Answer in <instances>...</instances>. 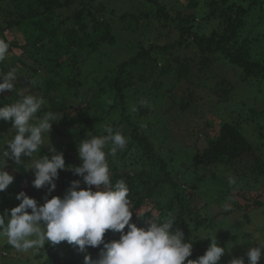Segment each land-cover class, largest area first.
<instances>
[{
    "label": "trees",
    "instance_id": "1",
    "mask_svg": "<svg viewBox=\"0 0 264 264\" xmlns=\"http://www.w3.org/2000/svg\"><path fill=\"white\" fill-rule=\"evenodd\" d=\"M106 1L111 0H0V40L9 44L7 57L0 62V73L15 69L18 76L15 92L0 93V106L18 99L15 93L19 89L43 97L46 104L38 116L47 111L62 116L53 122L52 129L61 141V148L56 151L63 153L69 167L81 163L78 157L81 141L107 135L101 124L106 122L114 131H121L128 138L127 146L115 157L109 156L108 162L112 182L123 180L130 190L129 199L135 204L130 222L147 227L153 215L160 221L175 217L185 242L191 239L193 243L192 255L187 259H197L211 243L204 237L214 236L213 219L207 210L191 208L192 201L206 189L204 181L216 189L222 181L216 171L224 169L245 180L241 190L244 199L253 185L260 184L264 189V159L236 124L245 106L242 95L249 96L251 90L264 83V61L258 56L261 52L264 56V34L253 37L246 32L249 23L257 26L262 22L264 26V0H192L188 10L161 0H122L127 9L119 14L107 10L110 4L106 5ZM113 31L128 37L126 59L110 70L98 69L97 73L95 66L100 59L97 53L101 45L114 46L117 37ZM161 38L165 41L163 45L158 43ZM145 40L151 42L145 45ZM180 48L190 49L194 58L170 60L168 55ZM88 59L94 67L84 74L82 67ZM161 59L163 68L158 67ZM230 76L234 84L229 81ZM169 77L173 79L169 93L158 92L155 86H162ZM26 79L29 83L24 87ZM74 89L83 105L74 106V102L61 96V103H56V92ZM234 94L238 95L239 103ZM211 95L218 99L215 106L209 100ZM110 100L120 109L119 116L113 108L98 111V106L105 107ZM153 104L159 111L153 110ZM254 108L250 107L248 112L259 118L263 112ZM153 112H160L161 119L158 115L155 118L156 135L152 137L153 120L143 123L142 116ZM209 112L222 115L219 120L227 117L220 120L221 126L211 138L206 137V124L201 125ZM175 113L181 115V120L172 118ZM177 121L181 122L180 127ZM174 129L182 137H173ZM14 135L12 122L0 120L1 150ZM202 136L206 138L205 148L196 143ZM65 139H70V143L64 144ZM172 142H176L177 151L169 148ZM109 147L106 146V152ZM47 151L42 148L36 156L50 155ZM5 170L14 176V181L0 192V213L9 210L10 214L18 206L16 195L23 190L26 193V184L32 190L29 197L42 201L46 196L62 198L73 180H80L81 188L87 187L82 177L70 170H59L56 188L49 195L48 186L33 187L32 170L14 162L10 167L6 162ZM92 188L97 190L95 186ZM206 195L209 196L206 199L211 197L221 207L228 201L224 193L217 198L211 192ZM252 202L244 209L264 208V199ZM139 209L145 213L143 216L136 215ZM228 213L222 214V219ZM244 217L250 220V216ZM263 230L264 226L260 234ZM105 236L106 241H111L118 240L120 234L109 231ZM240 236L233 233L219 245L225 248V243L237 242ZM102 247H89L87 253L98 259ZM1 250L4 252L0 264H84L85 253L67 242L53 249L24 253L14 249L6 239H0ZM260 262L264 264V255ZM218 264H227L225 254Z\"/></svg>",
    "mask_w": 264,
    "mask_h": 264
},
{
    "label": "clouds",
    "instance_id": "2",
    "mask_svg": "<svg viewBox=\"0 0 264 264\" xmlns=\"http://www.w3.org/2000/svg\"><path fill=\"white\" fill-rule=\"evenodd\" d=\"M8 50L9 44L0 40V62L6 59ZM17 80L15 69L0 73V93L15 92ZM16 95L19 98L15 102L0 106V120L11 121L15 130L7 147L0 150V192L14 181V176L5 170L8 159L23 165L25 170H32L33 187L48 186L49 195L56 188L59 170H70L82 177L87 187L81 188V181L73 180L62 198L46 196L43 204L19 192L16 195L20 201L18 206L12 208L10 214L9 210L0 213V239H6L14 249L24 253L44 248L49 242L52 245L67 242L85 253L84 264H218L227 250L219 245L215 235L204 237L211 243L202 256L187 259L192 255L193 243L191 239L185 242L184 233L176 227L175 217L160 221L152 214L153 220L147 227L130 222L135 205L129 199L130 190L123 180L112 182L108 162L109 156L115 157L127 146L128 138L121 131L107 127V135L81 141L78 146L80 165L66 166L63 153L51 145L49 136L53 122L62 116L52 111L38 116L46 104L43 97L25 92H16ZM45 146L50 155L37 157ZM144 214L140 209L136 212L137 216ZM109 230L119 233V239L106 241L105 234ZM101 245L99 258L93 259L87 249ZM262 255L264 244L250 247L246 253L247 264H259ZM231 264H245V259L234 258Z\"/></svg>",
    "mask_w": 264,
    "mask_h": 264
},
{
    "label": "rangeland",
    "instance_id": "3",
    "mask_svg": "<svg viewBox=\"0 0 264 264\" xmlns=\"http://www.w3.org/2000/svg\"><path fill=\"white\" fill-rule=\"evenodd\" d=\"M163 2H166L167 4H174L176 5V8H180L183 6L184 9H189L188 7V3L192 2V0H161ZM108 2L106 5L110 4V9L107 10H113L116 14L120 13V10H126L127 7L122 5L123 1L122 0H111V1H106ZM121 11V12H122ZM262 22H260L257 26L254 25V23H249L250 25L248 26L247 31L248 35H251L253 37H258L260 34H264V26L263 24H261ZM117 31V29L115 30ZM115 31H113V34H115V36L117 37L116 42L114 44V46H110V45H101V49L100 52L97 53L98 57H100V59H98L97 61V66H95V71L98 73L99 70H110L112 69L115 65H117L121 60L126 59L125 58V51H126V46L128 44V37H126L124 34L120 33H116ZM154 36V35H153ZM175 37V36H172ZM172 37H171V41H172ZM264 41V40H263ZM150 40H145L144 44L147 45L148 43H150ZM158 43H160L161 45L165 44V41L161 38ZM131 50V49H130ZM256 50V49H255ZM128 51V50H127ZM113 53V54H112ZM124 54V55H123ZM102 56V57H101ZM258 56H261V59L264 61V56H262V52L258 54ZM168 57L171 59H180L183 60L186 59H190V58H194L193 52L190 49H183L180 48L178 51H173L171 52ZM102 58V59H101ZM103 61V63L101 64V62L99 63V61ZM185 60V61H186ZM163 59L160 60V62H158V67L159 68H163ZM193 66L192 63H189ZM93 63L91 62L90 59L86 60V62L84 63L82 69H83V73L86 74L88 71H91L93 68ZM91 69V70H90ZM99 69V70H98ZM155 78L157 77H153L152 79L155 80ZM231 80L233 81V78L231 79V76L229 77V81L231 82ZM152 85L154 86V81L151 82ZM182 83V82H181ZM180 83V84H181ZM235 82L233 81L232 84H234ZM173 84V79L171 77L166 79V82L162 83V86H155V88L158 90V92L160 91L162 94H168L169 90L171 88V85ZM179 84V85H180ZM26 87V85L24 86ZM80 88V87H79ZM255 90H251V92H249V96H245L243 97L242 95V99H244V104L245 106L242 107V114L240 115V119L238 122H236V124L240 125V130L245 134V136L252 141L255 145L256 148H258L257 150L260 151L263 159H264V83L262 82V84L258 87H255ZM78 89V88H77ZM17 92H25V89H19L17 90ZM58 94V96H55L56 98V103L60 104L61 103V97H65V99L70 100L68 102H74V104H80L83 105L82 100L79 98V96L77 95V90L74 89V91H69L67 93H63V92H56ZM16 94V93H15ZM213 97H211L209 100L212 101L214 104H212L213 106H215L216 101H218V99L216 98V96L211 95ZM234 98L235 101L239 103L240 99L238 97V95L236 96L234 94ZM253 97V99H252ZM16 99H14L15 102ZM82 103V104H81ZM75 106V105H74ZM252 106H254L256 110H261L263 113L262 115L259 116V118H257V116L255 115H250L248 112V109ZM103 108L105 110H110L111 108H113L115 110V114L117 116H119L118 114L120 113V109H118V107H115L114 105H112V100H110V102L105 106H98L97 109L98 111L103 110ZM157 108V110L159 111V108L156 107L153 104V110H155ZM96 111V110H93ZM97 112V111H96ZM96 112H91L92 113H96ZM162 113V111H161ZM97 114V113H96ZM160 112L158 113H148V114H144L142 116V122H146V121H152L153 120V129L154 132L151 131L152 137L156 135V127L154 124L155 118L157 119V115L159 117V119H161V115H159ZM221 114V113H220ZM100 114L97 115V118H99ZM167 116V115H166ZM174 119H179L181 120V115H179L178 113H175L173 115ZM219 115L215 112H209L207 113L204 118L202 119V123L201 125H205L206 127L205 132H206V137H214L217 133V131L219 130L220 126H221V121L222 119H227L226 116H223L222 119H218ZM241 118L242 121H241ZM247 118V120H246ZM110 120H114V119H110ZM176 124L180 127L181 126V122L177 121ZM103 127V130H105V128L107 127H112L110 124L104 122L103 124H101L100 128ZM180 132H178L176 129H174V131H172V136L173 137H182L180 134H178ZM50 136V142L51 145L59 151L60 145H61V141L59 139V137L57 135H55V131L51 128V131L49 133ZM70 139H65L63 140L64 144L70 143ZM197 146L199 148H205L206 147V138L202 136V138L199 139V141L196 142ZM159 147V146H157ZM45 150H48L47 152H49V149L47 146L43 147ZM169 148H172V150L177 151V145L176 142H172L171 144H169ZM1 150V149H0ZM167 163H169L170 165H172L171 160L166 159ZM8 162V167H10V165L13 163V161L11 159L7 160ZM218 171V175L220 176V178H222L221 183H218L216 189L211 188L210 186V182L208 183L207 181L204 183H206V189L204 190V193L201 197H196V199L194 201H192L191 204V208L193 211L195 210H201L203 208H205L209 214V217H211L213 219V223H214V230L211 231L212 234L216 235L217 237V241L219 244H223V240L224 241H228V239L230 237H232L233 233L237 234V236H240L242 238H239V240L237 242H233V243H225V248H226V252H225V257H226V261L227 264H231L232 259L234 258H240V257H244L245 259V264H247V256L246 253L248 251V249L250 247H256L258 246V243L264 244V239L262 238L264 236V230L262 231L263 233L260 234V228L262 226H264V208L262 207L261 209H257V208H248V209H244V206H251L253 204V200L255 199H260L263 201L264 197H261V193L264 192V189L261 188L260 184H255L253 185L252 182L251 184L253 185L251 188V192L248 193V195L246 196V199H244L243 197H241V193H242V188L245 186L244 179H240V175L232 172L231 170H224V169H217ZM177 171V170H176ZM26 184V183H25ZM264 184V181L262 183V185ZM26 194L28 196H30L32 194V190L31 187L26 184ZM200 192L202 191V188H200L199 190ZM24 192V190H23ZM206 192H211L214 193V198H217L221 195H223V193L225 194L226 198L228 201L223 202L222 205L223 207L219 206L216 203H213L214 201L212 200V198H208L206 199ZM209 197V196H207ZM213 198V199H214ZM38 204H41L42 201L41 199L37 200ZM233 203V204H232ZM246 210V212H245ZM227 214V216L225 218L222 219V214ZM249 214V215H248ZM244 215L250 216V220H247ZM228 226V228H227ZM111 231V230H109ZM109 231H107L106 233H109ZM243 234V235H242ZM229 236V238H227ZM243 236H245V238H243ZM227 238V239H226ZM106 239V236H105ZM223 239V240H222ZM220 240V241H219ZM221 242V243H220ZM203 246V245H202ZM55 247V245H52L50 242L46 243L44 245V248L47 249H53ZM3 250L0 251V256L2 257L3 255H1ZM4 252V251H3ZM259 264H263L262 262L259 261Z\"/></svg>",
    "mask_w": 264,
    "mask_h": 264
},
{
    "label": "water",
    "instance_id": "4",
    "mask_svg": "<svg viewBox=\"0 0 264 264\" xmlns=\"http://www.w3.org/2000/svg\"><path fill=\"white\" fill-rule=\"evenodd\" d=\"M29 83V81L26 79L24 80V85H27Z\"/></svg>",
    "mask_w": 264,
    "mask_h": 264
}]
</instances>
